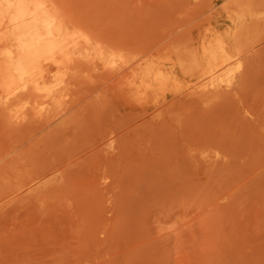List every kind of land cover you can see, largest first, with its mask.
<instances>
[{
	"label": "rangeland",
	"instance_id": "374dc122",
	"mask_svg": "<svg viewBox=\"0 0 264 264\" xmlns=\"http://www.w3.org/2000/svg\"><path fill=\"white\" fill-rule=\"evenodd\" d=\"M53 1L120 55L85 62L47 112L32 89L0 102V264H264V21L238 38L248 0Z\"/></svg>",
	"mask_w": 264,
	"mask_h": 264
},
{
	"label": "bare ground",
	"instance_id": "6f19581e",
	"mask_svg": "<svg viewBox=\"0 0 264 264\" xmlns=\"http://www.w3.org/2000/svg\"><path fill=\"white\" fill-rule=\"evenodd\" d=\"M262 21L263 6L254 7L251 0L241 4L236 9L238 38L248 36ZM119 55L94 41L81 26L69 25L53 0H0V102L7 106L22 91L32 89L43 98L40 110L47 112L76 86L67 79L78 76L85 62L98 60L106 69H113ZM178 63L183 65L182 59ZM52 67L61 69L62 78L47 85L44 77ZM149 74L148 68L142 69L141 75ZM223 81L228 88L232 76ZM151 84L147 82V86ZM209 85L215 82L211 80ZM30 103L29 99L21 102L20 119L26 118L23 109Z\"/></svg>",
	"mask_w": 264,
	"mask_h": 264
}]
</instances>
